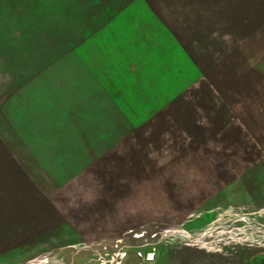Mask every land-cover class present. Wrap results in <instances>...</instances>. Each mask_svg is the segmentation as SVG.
<instances>
[{
  "label": "rangeland",
  "instance_id": "374dc122",
  "mask_svg": "<svg viewBox=\"0 0 264 264\" xmlns=\"http://www.w3.org/2000/svg\"><path fill=\"white\" fill-rule=\"evenodd\" d=\"M0 264H264V0H0Z\"/></svg>",
  "mask_w": 264,
  "mask_h": 264
},
{
  "label": "water",
  "instance_id": "95a60500",
  "mask_svg": "<svg viewBox=\"0 0 264 264\" xmlns=\"http://www.w3.org/2000/svg\"><path fill=\"white\" fill-rule=\"evenodd\" d=\"M151 257V256H150Z\"/></svg>",
  "mask_w": 264,
  "mask_h": 264
}]
</instances>
